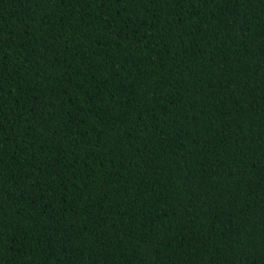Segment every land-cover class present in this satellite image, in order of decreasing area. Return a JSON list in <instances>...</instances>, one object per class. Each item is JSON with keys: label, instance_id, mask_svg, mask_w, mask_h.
Returning a JSON list of instances; mask_svg holds the SVG:
<instances>
[{"label": "trees", "instance_id": "1", "mask_svg": "<svg viewBox=\"0 0 264 264\" xmlns=\"http://www.w3.org/2000/svg\"><path fill=\"white\" fill-rule=\"evenodd\" d=\"M0 264H264V0H0Z\"/></svg>", "mask_w": 264, "mask_h": 264}]
</instances>
